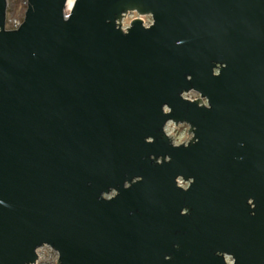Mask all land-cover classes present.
<instances>
[{
  "label": "water",
  "instance_id": "water-1",
  "mask_svg": "<svg viewBox=\"0 0 264 264\" xmlns=\"http://www.w3.org/2000/svg\"><path fill=\"white\" fill-rule=\"evenodd\" d=\"M65 3L0 0V264H264V0Z\"/></svg>",
  "mask_w": 264,
  "mask_h": 264
},
{
  "label": "built area",
  "instance_id": "built-area-1",
  "mask_svg": "<svg viewBox=\"0 0 264 264\" xmlns=\"http://www.w3.org/2000/svg\"><path fill=\"white\" fill-rule=\"evenodd\" d=\"M67 1L66 0V5H65V8H64V11H63V15H64V19H68L69 17V13L71 11V8L73 6V4L71 5V7L69 9H67ZM7 2V11H6V21H5V25H4V28L7 29V30H10V31H15L16 29H18V27L21 25L22 23V20H23V14H24V11L26 10V3H27V0H6ZM16 2L19 4L20 8H21V11L19 13H17L16 11ZM126 16V17H124ZM141 19L142 20V23H143V26L148 28V27H151V25L153 24L152 23V18H151V15L150 16H141V15H138L136 14L135 12H128L127 15H123L122 17V20L120 21V24L121 25V28L122 30L125 31V29L128 27V23L133 20V19ZM181 98L184 99V100H189V101H197L199 100L200 98V95L197 94L195 91H188L187 93H182L181 94ZM204 100V99H203ZM204 105H206V100H204ZM166 109L164 108V112ZM164 133L165 135H167L168 137H170L172 139V143L174 145H179L181 143H187L188 140L190 139L191 135L188 134V126L186 124H174L173 122L171 121H167L166 122V125L164 127ZM177 180V186H181L183 188H187L188 186V183L185 182L184 180H182L181 178L179 179H176ZM44 248V247H42ZM38 249L37 250V254H38V258H37V261L36 263L40 260L41 258V249ZM35 263V264H36ZM226 263L227 264H231L232 261L230 258H226Z\"/></svg>",
  "mask_w": 264,
  "mask_h": 264
},
{
  "label": "rangeland",
  "instance_id": "rangeland-1",
  "mask_svg": "<svg viewBox=\"0 0 264 264\" xmlns=\"http://www.w3.org/2000/svg\"><path fill=\"white\" fill-rule=\"evenodd\" d=\"M16 11L19 13L21 8L19 4L16 2ZM58 255L53 250H51L48 246L41 249V258L36 264H57Z\"/></svg>",
  "mask_w": 264,
  "mask_h": 264
},
{
  "label": "bare ground",
  "instance_id": "bare-ground-1",
  "mask_svg": "<svg viewBox=\"0 0 264 264\" xmlns=\"http://www.w3.org/2000/svg\"><path fill=\"white\" fill-rule=\"evenodd\" d=\"M72 2H73V0L67 1V9H69L71 7V5L73 4Z\"/></svg>",
  "mask_w": 264,
  "mask_h": 264
},
{
  "label": "flooded vegetation",
  "instance_id": "flooded-vegetation-1",
  "mask_svg": "<svg viewBox=\"0 0 264 264\" xmlns=\"http://www.w3.org/2000/svg\"><path fill=\"white\" fill-rule=\"evenodd\" d=\"M187 183H188V182H187ZM178 187H179V186H178ZM180 187H181V186H180ZM180 187H179V188H180ZM182 188H183V187H182ZM184 189H185V188H184ZM106 197H111V195H110V196H106Z\"/></svg>",
  "mask_w": 264,
  "mask_h": 264
},
{
  "label": "clouds",
  "instance_id": "clouds-1",
  "mask_svg": "<svg viewBox=\"0 0 264 264\" xmlns=\"http://www.w3.org/2000/svg\"><path fill=\"white\" fill-rule=\"evenodd\" d=\"M113 195H116V193H115V192H113Z\"/></svg>",
  "mask_w": 264,
  "mask_h": 264
}]
</instances>
